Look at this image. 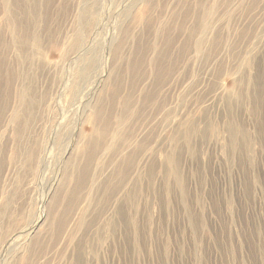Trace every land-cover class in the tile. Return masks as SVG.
<instances>
[{"label": "rangeland", "instance_id": "rangeland-1", "mask_svg": "<svg viewBox=\"0 0 264 264\" xmlns=\"http://www.w3.org/2000/svg\"><path fill=\"white\" fill-rule=\"evenodd\" d=\"M44 1L26 19L28 45L21 48L14 38L22 32L0 0V264H264V0H86L97 3L99 25L95 13L82 22L61 11L62 0ZM75 36L97 51L91 75L103 65L101 77L84 75L87 60L70 48ZM138 55L141 76L132 90L131 60ZM111 69L121 81L112 111L103 107ZM42 93L36 128L48 154L38 172L19 182L8 119L17 105L29 112ZM129 94V121L118 123ZM95 105L109 117L101 144L108 145L98 148L76 193L85 164L79 135L92 132ZM127 135L132 142L124 147ZM112 146L119 156L134 155L127 173ZM64 169L70 177L59 181ZM17 183L21 199L9 203ZM36 222L33 239L28 229L7 244Z\"/></svg>", "mask_w": 264, "mask_h": 264}, {"label": "bare ground", "instance_id": "bare-ground-1", "mask_svg": "<svg viewBox=\"0 0 264 264\" xmlns=\"http://www.w3.org/2000/svg\"><path fill=\"white\" fill-rule=\"evenodd\" d=\"M47 3H51L53 0H45ZM44 1V2H45ZM146 1V2H145ZM144 2V4H150L151 3V1H149V0H145ZM5 2H6V4L8 3L9 4V9H8V13H9V19L8 20H10V21H13L17 26H18V28H19V30H20V32H22V33H19L18 35H16L17 37L16 38H14V41H15V44L16 45H18L19 47H21V48H25L26 47V42H27V45H28V41H26V38H25V36H26V34H28V32H29V29H30V26L26 23V19H27V17H29L30 18V16H33V17H35L36 16V13L38 14V8L40 7V5H41V3H43L42 2V0H29V3L27 2V0H5ZM55 2V1H54ZM203 1L202 0H197V3H198V5H201V3H202ZM54 4V3H53ZM96 4L97 3H95V1L93 2H87L86 0H62L61 1V4H60V8H61V11L62 12H64V14H67V15H71V17H72V15L74 14V13H76V16L78 15V17L80 18V20L82 21V22H86L88 19V17L90 16V15H92L93 13H95L94 15H95V23H97V21L99 22V20H98V14L97 13H99V10H97L96 9ZM45 5V4H44ZM105 5V4H104ZM106 6V5H105ZM104 6V7H105ZM50 7V6H49ZM99 7V6H98ZM101 7V6H100ZM0 8H1V6H0ZM51 8V7H50ZM53 8V7H52ZM105 9V8H104ZM103 8H102V10H104ZM57 10H58V8H57ZM98 12H97V11ZM101 10V9H100ZM101 10V11H102ZM48 11V10H47ZM104 11H106V10H104ZM205 11L207 12V9H205L204 8V10H203V23H206V18H205ZM210 11H211V9H209V13H210ZM51 12H52V10H51ZM97 12V13H96ZM103 12V11H102ZM212 12H213V9H212ZM1 13V12H0ZM11 13V14H10ZM104 13V12H103ZM102 13V14H103ZM51 14V13H50ZM212 13H210V15H211ZM43 15V14H42ZM47 15V14H46ZM60 15V14H59ZM62 15V14H61ZM108 15V14H107ZM101 16V15H100ZM105 16H106V14H105ZM71 17H69V18H71ZM47 18V17H46ZM59 18V17H58ZM101 18V17H100ZM99 18V19H100ZM105 18V17H104ZM106 19V18H105ZM60 20V19H59ZM67 20H69V19H67ZM47 21V20H46ZM103 20H101L100 22H102ZM107 21V20H106ZM43 23H45V21L43 22ZM46 24V23H45ZM98 24V23H97ZM96 24V25H97ZM102 24V23H101ZM105 24V23H104ZM95 25V26H96ZM99 25V24H98ZM45 26H47V25H45ZM62 26V25H61ZM7 27V26H6ZM54 27V26H53ZM60 27V26H59ZM99 27H101V26H99ZM96 28V27H95ZM42 29V28H41ZM43 29H44V26H43ZM59 29V28H58ZM62 29V28H61ZM67 29V28H66ZM69 29V28H68ZM100 29V28H99ZM32 30V29H31ZM45 30V29H44ZM67 31V30H66ZM98 31H100V30H98ZM194 31V30H193ZM54 32V31H53ZM69 32H70V30H69ZM1 33V32H0ZM39 33V32H38ZM43 33V32H42ZM41 33V34H42ZM125 33H126V31H125ZM68 34V33H67ZM188 34V33H187ZM194 34L195 33H191V35H193L194 36ZM43 35V34H42ZM53 35V34H52ZM57 35V34H56ZM66 35V34H65ZM63 36V35H62ZM162 36V35H161ZM7 37V36H6ZM76 38L71 42V46H70V48L71 49H73V53H75V52H77V50H78V52L76 53L77 54V60L78 59H83L84 60V58L87 60V67H86V73L84 72V75L87 77V75H91V73L94 71V69H95V66H96V59H97V56H96V52L97 51H94L93 49L92 50H89L88 51V49H85V46H82L81 44H80V39H82V38H80L79 36L77 37V36H75ZM159 37V36H158ZM165 37V36H164ZM3 38V37H2ZM10 38V37H9ZM192 37H189L187 40L188 41H191L190 39H191ZM1 39V38H0ZM170 38L169 37H167V38H165V43L166 42H168V40H169ZM53 40H55V39H53ZM193 40V39H192ZM196 40V39H195ZM45 41V40H44ZM8 42H9V40H8ZM93 42V41H92ZM186 42L187 41H185V43H183V45H185L186 44ZM10 43V42H9ZM85 44V43H84ZM107 44V43H106ZM7 45V44H6ZM187 46V45H186ZM87 47V46H86ZM12 48V47H11ZM11 48H10V50H11ZM43 48V47H42ZM88 48V47H87ZM96 48H98L97 46H96ZM36 50V53L38 52V53H40V49L39 48H36L35 49ZM4 51V50H3ZM10 54V53H9ZM13 54H14V52H13ZM27 54V53H26ZM106 54V53H105ZM104 54V55H105ZM1 55V54H0ZM140 56H142V55H138V60H135L134 58L131 60V64H132V66H133V68L134 69H130V70H135V72H136V75H134V77L132 78V79H130V80H128V82H131L130 83V85H131V89H132V87L134 88L135 86L136 87H138L139 86V80L137 79V78H139L140 76H141V74L139 73L141 70H136L137 68H138V64L140 63V64H142V62H140V60H139V58H140ZM27 58V57H26ZM75 58V57H74ZM105 59V58H104ZM103 59V60H104ZM1 60V59H0ZM13 60V59H12ZM4 61V60H3ZM14 61V60H13ZM16 61V60H15ZM26 61V60H25ZM142 61H143V58H142ZM154 61L156 62V64L159 62V57L158 58H156V59H154ZM5 62V61H4ZM30 62V61H29ZM100 62V61H99ZM106 62V61H105ZM144 62H145V60H144ZM143 62V63H144ZM13 63V62H12ZM0 64H1V62H0ZM7 64V63H6ZM29 64V63H28ZM84 64V65H85ZM155 64V65H156ZM106 65V64H105ZM3 66H5L4 64H3ZM14 66V65H13ZM103 66V65H102ZM101 65H100V67H99V70L98 71H96V73L95 74H93V75H91V76H94L95 77V75L97 74V73H100L99 74V76L101 75V73H103L104 71H103V67H102ZM16 67V66H15ZM27 67V66H26ZM98 67V66H97ZM102 67V68H101ZM140 67V66H139ZM5 68V67H4ZM12 68V67H11ZM100 68L102 69V70H100ZM8 69H10V68H8ZM97 69V68H96ZM0 70H1V67H0ZM19 70V69H18ZM40 70V69H39ZM106 70V69H105ZM163 70H164V68H163ZM2 71V70H1ZM0 71V73H2ZM41 71V70H40ZM92 71V72H91ZM4 72V71H3ZM23 72V71H22ZM39 72V71H38ZM116 72V71H115ZM41 73V72H40ZM81 73H82V71H81ZM80 73V74H81ZM166 73V71H164V74ZM79 74V75H80ZM164 74H162L163 76H164ZM2 75V74H1ZM13 75H14V72H13ZM35 75V74H34ZM104 74H102V76H103ZM113 75H114V79H113ZM140 75V76H139ZM162 75H160L159 77H158V79H157V82H159V81H161V79H162ZM18 76H21V75H18ZM2 77H3V75H2ZM30 77V76H29ZM43 77V76H42ZM101 77V76H100ZM99 77V78H100ZM118 77H120L119 76V74H117V73H113V71H112V69L110 70V72H109V74L107 75V77L105 78V83H103L104 85V87H103V89H106V86L107 85H111V84H109L110 82H112L113 81V83H112V86H110V92L109 93H111V91H112V93L110 94V96H109V94H108V97L105 99V98H103V99H105V100H103V107L104 106H108V108L110 109V106H113V104H115V106H116V104L118 103L117 102V99H118V97H119V95H120V93H119V91L121 90V81H119L118 80ZM1 78V77H0ZM35 78V77H34ZM40 78V77H39ZM38 78V79H39ZM66 78V77H65ZM14 79H15V77H14ZM17 79V78H16ZM19 79V78H18ZM21 79V78H20ZM156 79V78H155ZM36 80V79H35ZM34 80V81H35ZM97 81L99 80V79H96ZM1 81V80H0ZM13 81V80H12ZM15 81V80H14ZM40 81V80H39ZM38 81V82H39ZM96 81V82H97ZM115 81V82H114ZM95 82V81H94ZM23 83V82H22ZM159 83H162V82H159ZM47 84V83H46ZM128 84V83H127ZM7 85V84H6ZM11 84H9V86H10ZM42 85V84H41ZM50 85V84H49ZM93 85V84H92ZM96 85H98V82L96 83ZM133 85V86H132ZM156 85V84H155ZM44 86V85H43ZM129 86V85H128ZM42 87V86H41ZM102 87V86H101ZM150 87V86H149ZM46 88V87H45ZM92 88V87H91ZM96 88H97V86H96ZM98 88H99V86H98ZM155 88H157V87H155ZM12 89V88H11ZM135 89V88H134ZM134 89H132V90H134ZM150 89V88H149ZM5 90V89H4ZM3 90V91H4ZM20 90V89H19ZM88 90V89H87ZM146 90V89H145ZM156 90V89H155ZM3 91H1L2 93H3ZM8 91V90H7ZM10 91V90H9ZM27 91V90H26ZM136 91V90H135ZM13 92V91H12ZM12 92H11V94H12ZM128 92V91H127ZM131 92V91H130ZM157 92V91H156ZM89 93H90V91H89ZM146 93H147V91H146ZM106 94V93H105ZM145 94V93H144ZM155 94H157V93H155ZM1 95V94H0ZM21 95V94H20ZM33 95V94H32ZM104 95V94H103ZM23 96V94L21 95V97ZM126 96V95H125ZM124 96V97H125ZM5 97V96H4ZM11 97V96H10ZM20 97V98H21ZM32 97V96H31ZM59 97V96H58ZM105 97V96H104ZM144 97V96H143ZM146 97H147V95H146ZM154 97V96H153ZM3 98V97H2ZM9 97H7V99H8ZM111 98V99H110ZM150 98H151V96H150ZM1 99V98H0ZM10 99V98H9ZM8 99V100H9ZM115 99V100H114ZM147 99V98H146ZM44 100H45V93H42V94H40V95H38L37 97H35V99H33L31 102H30V105H31V108H30V110H29V112L27 111H25V109H24V107L22 106V104L21 105H17V106H15L14 108H13V110H12V114L10 115V117H9V119H8V124L10 125V126H12V128H13V130H14V133H15V139H16V147H15V149H14V151H13V153H12V155H11V157H10V164H11V166L14 168V170H17V171H14V172H16V174H17V177H19V179H20V181L19 182H21V181H23V179H26L27 177H28V175L31 177L32 175H33V173L37 170V172H38V170H39V166H41L43 163H44V160H45V158L47 157V154H48V146H43V142H42V139L40 140V137L38 136V134H37V121L39 120V118H40V115H41V113L40 112H42V109L41 108H43V107H41V105L43 104V102H44ZM101 98H100V95H99V97L96 99V104H98L99 103V101L101 102ZM114 100V101H113ZM4 101V100H3ZM147 101V100H146ZM152 101H153V99H152ZM155 101V100H154ZM1 102V101H0ZM7 101H5V103H6ZM135 102V101H134ZM159 103V102H158ZM2 104V103H1ZM9 104V103H8ZM121 104V103H120ZM135 104V103H134ZM131 95L129 94V95H127V98L126 99H124V101L122 102V106H123V113L122 114H119L120 115V117L118 118V123H120V121L122 122V121H124V120H126V117L125 116H128V118H127V121H129V118H130V113H131ZM3 106V105H2ZM5 106H6V104H5ZM98 105H95V108H96V113L94 114V116H95V121H94V128H93V130H92V132H90V134L89 135H86V136H84V135H82L81 133V135H79V138H81V139H84V141H85V144H83L82 145V148H81V157H82V160H84L85 161V164H84V166H83V168H82V170H81V172H80V175L77 177V178H75L76 177V175H78V173H76L75 175H74V178L76 179V184H75V188H76V193L77 192H79V193H81L80 191H81V189H84V188H82L83 187V185L89 180V178H90V173H91V170H92V163H94L93 162V159H94V154H96L97 153V151H98V148H101L102 149V147L104 146V147H106L108 144L105 142V145H101L102 143H103V139L104 140H106L109 136H108V134H107V131H108V125H109V117L106 115V113H105V110H104V108H103V110H102V107H101V109H99L98 110V107H97ZM102 106V105H101ZM94 107V106H93ZM4 108V107H3ZM9 109V108H8ZM120 109V110H121ZM2 110V109H1ZM39 110V111H38ZM111 110V109H110ZM109 110V113L108 114H110L111 113V111L113 110H111L110 111ZM3 111V110H2ZM9 111V110H8ZM69 112V111H68ZM4 112H2V114H3ZM5 113H8L7 112V110H6V112ZM4 113V114H5ZM121 113V112H120ZM1 114V113H0ZM7 115V114H6ZM4 117H6V116H3V119H4ZM0 118H2V117H0ZM7 121V120H6ZM61 121V120H60ZM100 121H102L101 123H100ZM9 126V127H10ZM8 127V126H7ZM56 127V126H55ZM8 131H9V129H7ZM44 131V130H43ZM28 132H30V134L28 133ZM132 132V131H131ZM52 133V132H51ZM128 133H129V131H128ZM131 134V133H130ZM234 135V134H233ZM77 136V135H76ZM83 137V138H82ZM132 137V136H131ZM129 138L128 137V135L126 136V137H123V141H124V143L126 144V146H124V147H127V143H128V145L129 146H131V142H132V138ZM42 138V137H41ZM45 138V137H44ZM233 138V137H232ZM3 139V138H2ZM50 139V138H49ZM118 139V138H117ZM121 139H122V137H121ZM1 140V139H0ZM4 140V139H3ZM5 141V140H4ZM6 141H7V138H6ZM5 141V142H6ZM49 141V140H48ZM80 141V140H79ZM107 141V140H106ZM120 141V140H119ZM234 141V140H233ZM0 142H2V141H0ZM78 142V141H77ZM116 142V141H115ZM114 142V143H115ZM51 143H52V141H51ZM51 143H50V146H51ZM79 143V142H78ZM78 143H76V144H78ZM119 143V142H118ZM141 143V142H140ZM53 144V143H52ZM82 144V143H81ZM80 144V145H81ZM233 144H235V142H233ZM48 145H49V143H48ZM117 145H119V144H117ZM122 145V144H121ZM5 146V145H4ZM3 146V147H4ZM49 146V148H52V147H50ZM68 146V145H67ZM65 147V148H68V147ZM123 146V145H122ZM54 147V146H53ZM78 147V146H77ZM117 147V146H116ZM114 147L113 148V146H112V150H111V152H112V154H114L115 156H116V161H119L121 158L125 161V162H127V164H126V167H124V172H123V174H125V173H127V171L129 170V168L131 167L130 165H131V163H132V161H133V159H134V155H130V153L129 154H127V152H126V155H124V156H119V148L117 147ZM135 147V146H134ZM5 148V147H4ZM3 148V149H4ZM9 148V147H8ZM64 148V149H65ZM71 148V147H70ZM108 148V147H107ZM139 148V147H138ZM73 149V148H72ZM101 149H100V152H102L101 151ZM121 149H123V148H121ZM125 149V148H124ZM6 150V149H5ZM4 150V151H5ZM8 150V149H7ZM66 150V149H65ZM3 151V152H4ZM67 151H68V149H67ZM2 152V151H1ZM133 152V151H132ZM109 153V152H108ZM121 153V152H120ZM4 155H5V152L3 153ZM73 154V153H72ZM111 154V153H110ZM50 155V154H49ZM99 155V154H98ZM3 156V155H2ZM80 156H78V157H80ZM120 157V159H119V157ZM0 157H1V155H0ZM6 157V156H5ZM78 157H76V158H78ZM80 157V158H81ZM97 157V156H96ZM72 158V157H71ZM99 158V157H98ZM97 158V159H98ZM69 159V158H68ZM86 159V160H85ZM95 160H96V158H95ZM1 161H2V158H1ZM113 161V160H112ZM68 162V161H67ZM1 163V162H0ZM3 164V163H2ZM105 165V164H104ZM42 167V166H41ZM4 168V167H3ZM94 168V167H93ZM98 168V167H97ZM96 168V169H97ZM69 169V168H68ZM71 170V169H70ZM0 172H1V167H0ZM99 173V172H98ZM39 174V173H38ZM37 177V176H36ZM62 177L63 178H65V180L67 181V179L70 177L69 175H67V171H66V169H64V171H63V173H62V175H61V177L59 178V181L62 179ZM97 178V177H96ZM99 178V177H98ZM16 180V179H15ZM16 183V182H15ZM24 184V183H23ZM15 185V184H14ZM21 184L20 183H17V187L16 188H14L12 191H11V197H10V199H8V202L10 203V201L12 200V202H16V201H19L20 199H21V190H22V188H21ZM24 186H25V184H24ZM117 188H118V186L117 185H115V186H113V187H111L110 189H108L107 190V194H106V196L107 197H112V195L115 193V191L117 190ZM5 190V189H4ZM73 191H74V187H73V189H72V194H73ZM75 193V194H76ZM75 194H74V196H75ZM77 195V194H76ZM7 196V195H6ZM73 196V197H74ZM46 197H47V195H46ZM6 198H8V197H6ZM75 199H76V197H75ZM48 201V200H47ZM50 201V200H49ZM69 201H70V198H69ZM67 202V201H66ZM19 204H21V203H19ZM15 205V204H14ZM67 205H69V204H67ZM9 207V206H8ZM82 207V206H81ZM18 208V207H17ZM20 208V207H19ZM10 210V209H9ZM11 211V210H10ZM13 211H15V210H13ZM79 211V210H78ZM9 212V211H8ZM75 213H76V211H74ZM12 213H10V215H11ZM13 214H14V212H13ZM4 215V214H3ZM48 215V214H47ZM10 217V216H9ZM40 217V216H39ZM38 218V217H37ZM36 218V219H37ZM65 218H66V216L65 215H62V216H60L59 217V219H58V222H59V226L61 227V226H64V223H63V221L65 220ZM73 219V218H72ZM75 219V218H74ZM38 220V219H37ZM43 221L44 220V218L42 219H40V220H38L39 222L40 221ZM34 221V220H33ZM32 221V222H33ZM45 221V220H44ZM43 221V222H44ZM67 221V220H66ZM39 222H36L33 226H32V223H31V225H28V226H26L24 229L22 228L21 229V231H19L18 233H14L13 235H12V237L9 239V242L7 243V244H9V243H11V239H12V241H14L13 239H14V237L17 235V234H19V233H24V232H26L28 229V235L29 234H31L32 235V238L31 239H33V235L35 234V231L38 229L37 228V226H38V224H39ZM42 223V222H41ZM59 227V228H60ZM62 228V227H61ZM20 235V234H19ZM18 235V236H19ZM17 236V237H18ZM19 238V237H18ZM30 239V240H31ZM15 240H16V238H15ZM6 244V245H7ZM14 244V243H13Z\"/></svg>", "mask_w": 264, "mask_h": 264}]
</instances>
